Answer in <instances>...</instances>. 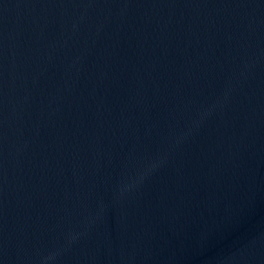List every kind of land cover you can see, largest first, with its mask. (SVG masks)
Masks as SVG:
<instances>
[{"label":"water","instance_id":"obj_1","mask_svg":"<svg viewBox=\"0 0 264 264\" xmlns=\"http://www.w3.org/2000/svg\"><path fill=\"white\" fill-rule=\"evenodd\" d=\"M0 264H264V0H0Z\"/></svg>","mask_w":264,"mask_h":264}]
</instances>
